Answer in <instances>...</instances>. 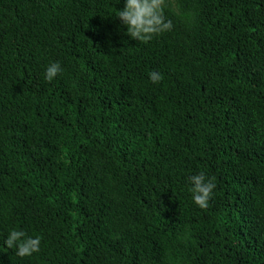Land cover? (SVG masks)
I'll return each instance as SVG.
<instances>
[{"label": "trees", "instance_id": "1", "mask_svg": "<svg viewBox=\"0 0 264 264\" xmlns=\"http://www.w3.org/2000/svg\"><path fill=\"white\" fill-rule=\"evenodd\" d=\"M124 3L0 0V264H264V0H166L146 43Z\"/></svg>", "mask_w": 264, "mask_h": 264}, {"label": "clouds", "instance_id": "2", "mask_svg": "<svg viewBox=\"0 0 264 264\" xmlns=\"http://www.w3.org/2000/svg\"><path fill=\"white\" fill-rule=\"evenodd\" d=\"M165 5L166 0H125L123 9L115 10L114 15L126 28V35L132 40L146 43L154 36L172 29V21L165 17ZM62 71L59 62H51L45 68L44 79L51 82ZM148 76L152 83L162 80L161 73L157 71L149 72ZM188 180L192 186V202L200 208L206 207L215 188L212 179L200 173L188 177ZM41 242L39 235L28 236L23 230L10 229L2 246L14 248L17 257L25 258L39 253Z\"/></svg>", "mask_w": 264, "mask_h": 264}]
</instances>
